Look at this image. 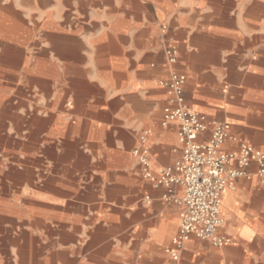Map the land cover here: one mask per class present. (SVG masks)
I'll use <instances>...</instances> for the list:
<instances>
[{
	"label": "crops",
	"instance_id": "1",
	"mask_svg": "<svg viewBox=\"0 0 264 264\" xmlns=\"http://www.w3.org/2000/svg\"><path fill=\"white\" fill-rule=\"evenodd\" d=\"M236 1L0 0V103L12 116L0 119V179L21 186L27 207L57 216L47 226L69 231L74 264L256 260L264 179L255 165L223 196L228 244L192 237L172 263L164 250L179 228L182 188L155 186L132 155L146 135L153 176L180 159L178 124L161 125L174 71L186 77L185 104L209 121L201 139L216 121L231 126L223 150L264 149V33L247 11L257 0H245L244 13Z\"/></svg>",
	"mask_w": 264,
	"mask_h": 264
},
{
	"label": "built area",
	"instance_id": "2",
	"mask_svg": "<svg viewBox=\"0 0 264 264\" xmlns=\"http://www.w3.org/2000/svg\"><path fill=\"white\" fill-rule=\"evenodd\" d=\"M165 56L170 65L176 64L177 50L174 47H167ZM185 84L183 74L176 71L170 74L165 83L170 105L164 108L161 121L162 126L173 122L178 124L177 136L182 146L180 159L173 167L162 169L153 176L146 135L140 137V146L132 151L144 178L155 186L182 188V197L175 201L182 207L179 228L164 250L172 263L180 261L183 248L192 237L210 242L215 247L228 244L229 241L219 235L223 224V196L234 187L236 179H250L247 169L251 165L256 166V175L264 179V149L241 142L238 151L223 150L230 137L229 124L212 121L210 137L206 140L200 138L209 121L205 115L185 104Z\"/></svg>",
	"mask_w": 264,
	"mask_h": 264
},
{
	"label": "rangeland",
	"instance_id": "3",
	"mask_svg": "<svg viewBox=\"0 0 264 264\" xmlns=\"http://www.w3.org/2000/svg\"><path fill=\"white\" fill-rule=\"evenodd\" d=\"M244 2L245 0L236 1L235 10L242 9L244 13L248 8L244 6ZM239 3L242 5L239 6ZM247 11L257 14L258 31L264 33V0H257V3L253 4ZM243 23L247 24L246 22ZM1 116L3 120H11V111L7 104L1 105L0 103V119ZM3 156L7 162L9 159L5 158V154ZM20 187L15 182L0 179V264H7V262L8 264H53V261L54 264H74L73 240L69 231H66L65 234L63 231L52 229L51 224V228H48V223L58 220L57 216L43 213L41 207H27L23 198L16 197L20 195ZM16 200L21 205L20 209H10V203ZM63 219L73 220V213H66ZM64 236L65 241L62 240ZM62 249L69 251L70 254L65 255ZM255 254V261L242 264H264V246L257 247Z\"/></svg>",
	"mask_w": 264,
	"mask_h": 264
},
{
	"label": "bare ground",
	"instance_id": "4",
	"mask_svg": "<svg viewBox=\"0 0 264 264\" xmlns=\"http://www.w3.org/2000/svg\"><path fill=\"white\" fill-rule=\"evenodd\" d=\"M11 15V14H10ZM7 16H9V15H7ZM12 16V15H11ZM12 18V17H11ZM21 18V17H20ZM13 19V18H12ZM19 19V18H18ZM17 20V19H16ZM22 23V22H21ZM26 26V25H25ZM202 42V41H201ZM198 45H200V44H198ZM201 46V45H200ZM5 63V62H4ZM20 63V62H19ZM8 65V64H7ZM29 115V114H28ZM3 118V117H2ZM36 120V119H35ZM37 122V121H36ZM22 124V123H21ZM35 125V124H34ZM43 129V128H42ZM11 167V166H10ZM35 181V180H34ZM35 205V204H34ZM40 205V204H39ZM45 205V204H44ZM20 209V208H19ZM41 220V219H40ZM32 222V221H31ZM34 223H36V222H34ZM40 223V222H39ZM40 227V226H39ZM42 227V226H41ZM40 227V228H41ZM2 228V227H1ZM43 229V228H42ZM19 231V230H18ZM1 236V235H0ZM15 236V235H14ZM12 238V237H11ZM16 238H17V236H16ZM13 239V238H12ZM21 239V238H20ZM32 240H33V242H35L34 241V238H32ZM36 240V239H35ZM38 243V242H37ZM35 245V244H34ZM33 245V246H34ZM15 246V245H14ZM43 246V245H42ZM34 248V247H33ZM4 251V250H3ZM56 252V251H55ZM9 253V252H8ZM31 253H33V252H31ZM39 253H41V252H39ZM1 254V253H0ZM36 254H37V252H36ZM20 256V255H19ZM26 256V255H25ZM27 257V256H26ZM19 258H21V257H19ZM53 258V257H52ZM12 259V258H11ZM50 259V258H49ZM233 260V259H232ZM242 260V259H241ZM35 261V259L33 260V262ZM50 261H51V259H50ZM234 261V260H233ZM240 261V260H239ZM23 263V262H22ZM52 263V262H51ZM7 264H8V262H7ZM35 264H37V263H35ZM53 264H54V261H53Z\"/></svg>",
	"mask_w": 264,
	"mask_h": 264
}]
</instances>
